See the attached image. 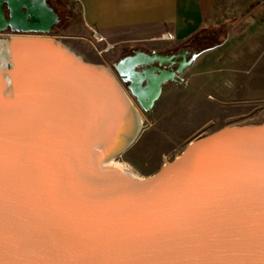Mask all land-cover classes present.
Listing matches in <instances>:
<instances>
[{"label":"water","instance_id":"obj_1","mask_svg":"<svg viewBox=\"0 0 264 264\" xmlns=\"http://www.w3.org/2000/svg\"><path fill=\"white\" fill-rule=\"evenodd\" d=\"M58 22L46 0H0V32ZM22 42L0 65V264H264V121L147 177L109 164L143 128L127 92L151 112L201 52L137 49L115 75L55 38Z\"/></svg>","mask_w":264,"mask_h":264},{"label":"rangeland","instance_id":"obj_2","mask_svg":"<svg viewBox=\"0 0 264 264\" xmlns=\"http://www.w3.org/2000/svg\"><path fill=\"white\" fill-rule=\"evenodd\" d=\"M50 1L64 20L70 17L71 23L63 32L47 35L64 44L83 43L89 52L88 58L97 61L92 63L107 66L116 75L113 63L119 59V46L100 55L94 45L83 39L86 36L80 27L81 13L74 0ZM64 4H68L67 9ZM238 10L228 9L213 16L212 22L217 28L224 23L229 25L230 35L225 46L201 53L177 80L164 85L151 112L142 110L125 89L142 115L144 126L137 139L112 159L113 165L137 177H147L179 156L198 137L228 126L264 121V13L247 19L254 12L241 9V16L232 19ZM12 35L0 32V39ZM164 42L156 44L157 47L165 51L180 49L169 41ZM97 46L103 45L97 43Z\"/></svg>","mask_w":264,"mask_h":264},{"label":"crops","instance_id":"obj_3","mask_svg":"<svg viewBox=\"0 0 264 264\" xmlns=\"http://www.w3.org/2000/svg\"><path fill=\"white\" fill-rule=\"evenodd\" d=\"M81 13V30L83 39L90 42L92 29L99 31L107 41L115 43V47H123L128 43L148 49H159L156 44L165 43L160 36L171 32L174 40L172 46L185 50L219 49L229 39V25L224 23L217 28L212 22L213 16L225 10H234L232 19L246 10L258 14L264 13V0H74ZM228 6V7H227ZM230 6V7H229ZM219 41V45L210 47ZM75 53L89 62H97L88 58L89 52L83 43L66 44ZM99 45H103L102 42ZM171 46V45H170ZM128 47V46H127ZM135 47V48H136ZM209 48V49H206ZM164 50V49H160ZM119 58L120 55L118 54Z\"/></svg>","mask_w":264,"mask_h":264},{"label":"flooded vegetation","instance_id":"obj_4","mask_svg":"<svg viewBox=\"0 0 264 264\" xmlns=\"http://www.w3.org/2000/svg\"><path fill=\"white\" fill-rule=\"evenodd\" d=\"M47 1V3L52 7V3H51V1L50 0H46ZM3 6H4V8H5V16L7 17V18H9V9H8V7H7V4L6 3H4L3 4ZM64 6V8H68V4H64L63 5ZM53 8V7H52ZM54 9V8H53ZM54 11L59 15V22L58 23H56L55 25H54V27H53V29H52V31L50 32V34L51 33H53V32H55V31H58V32H63V30H66V28H69V27H67V26H70V17H68V20H64L63 19V17L61 16V14H60V12L59 11H56L55 9H54ZM2 32H4V33H13V34H36V33H34V32H29V33H25V32H16V31H13L10 27H7V29L6 30H4V31H2ZM128 45H125V47L126 48H123V47H119L118 49H117V52L119 51L120 52V58L121 57H123V56H126V55H128V54H133L137 49H141V50H143V51H152V50H157L158 52H161V53H166V54H169V55H177L179 52H181V51H183V50H185V49H179V50H177L176 48H174V49H170V50H167V51H165V50H160V49H148V48H145V47H143V46H139V47H136L135 48V46H129L130 48H128L127 47ZM189 52H190V54L188 55V59L191 57V55H192V53L195 51V50H188ZM198 52H200V50H197ZM181 58L182 57H178V58H174V60L176 61V63L175 64H173L172 66L168 63V64H166V65H163V66H165L166 68H173V69H175V68H177V66H178V61L179 60H181ZM127 85L128 84H126V83H124L123 82V86H125V88H127ZM134 99H135V101H136V98L134 97V96H132Z\"/></svg>","mask_w":264,"mask_h":264},{"label":"bare ground","instance_id":"obj_5","mask_svg":"<svg viewBox=\"0 0 264 264\" xmlns=\"http://www.w3.org/2000/svg\"><path fill=\"white\" fill-rule=\"evenodd\" d=\"M12 36H13L12 40H14V41H13V44L11 43V45H12L11 48L9 47L10 42H7V46L6 47L5 46L0 47V65H3V64L6 63V61L10 57L11 51H14V54H15V53H17V51L19 52L22 47H24L25 42H22V41L25 40V39H32V38L35 39V38H37V39H42V40H47V41L54 39V37H50L49 35H43L42 36V35H34V34H29V35L13 34ZM0 43H2L1 40H0ZM47 43H50V42H47ZM131 103H132V101H131ZM134 108H136L135 105H134ZM136 112L138 113V117H139L138 118L137 115H136V118L138 119V122L143 125V117H142L141 114H139V111L137 110V108H136ZM111 161L112 160L109 161V164H112Z\"/></svg>","mask_w":264,"mask_h":264},{"label":"built area","instance_id":"obj_6","mask_svg":"<svg viewBox=\"0 0 264 264\" xmlns=\"http://www.w3.org/2000/svg\"><path fill=\"white\" fill-rule=\"evenodd\" d=\"M160 39L164 41H172L174 40V35L171 32H165L164 34L160 36ZM91 40H92L94 47L96 48L97 52L100 55L110 52L116 46L115 43L107 41L105 37L99 31L95 29H92ZM100 42L103 43L102 47L97 46V43H100Z\"/></svg>","mask_w":264,"mask_h":264},{"label":"trees","instance_id":"obj_7","mask_svg":"<svg viewBox=\"0 0 264 264\" xmlns=\"http://www.w3.org/2000/svg\"><path fill=\"white\" fill-rule=\"evenodd\" d=\"M219 43H220L219 41H216L215 43H212V45H211L210 47L212 48V47H214L215 45H219ZM206 49H209V48H206ZM201 51H204V50H201ZM201 51H200V52H201Z\"/></svg>","mask_w":264,"mask_h":264}]
</instances>
